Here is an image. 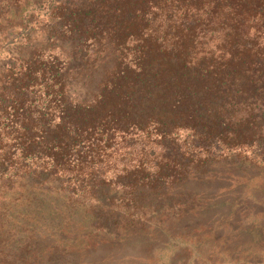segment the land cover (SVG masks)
<instances>
[{
    "label": "trees",
    "instance_id": "trees-1",
    "mask_svg": "<svg viewBox=\"0 0 264 264\" xmlns=\"http://www.w3.org/2000/svg\"><path fill=\"white\" fill-rule=\"evenodd\" d=\"M250 171L264 0H0V264H212Z\"/></svg>",
    "mask_w": 264,
    "mask_h": 264
},
{
    "label": "rangeland",
    "instance_id": "rangeland-1",
    "mask_svg": "<svg viewBox=\"0 0 264 264\" xmlns=\"http://www.w3.org/2000/svg\"><path fill=\"white\" fill-rule=\"evenodd\" d=\"M221 188V191L219 188L214 193L213 198L219 199L217 197L224 195L227 203L223 205V208L229 210L231 209L230 203L235 202L238 211L236 216L230 217L231 214L225 212L224 217H220L226 220L225 227L222 228L224 231L213 235L216 240L222 237L220 241L222 244H219L225 246V251L220 255L213 254L210 259L211 263L264 264V173L250 171V174L242 180L236 183L227 181L221 185ZM197 239L210 240L208 235ZM210 241H214V238ZM207 243L210 244V242ZM171 244L174 243H170L165 249L162 247L164 243L158 244L161 249L158 252L159 256L154 257L156 264L166 262L165 254ZM191 244H194V240ZM179 246H181L180 243ZM133 260L132 258L127 259L123 264H128ZM72 262L73 264L78 263L77 259H73ZM134 263L140 264L139 262Z\"/></svg>",
    "mask_w": 264,
    "mask_h": 264
}]
</instances>
